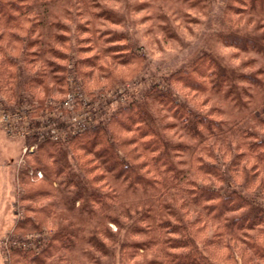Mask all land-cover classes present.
<instances>
[{
	"label": "trees",
	"instance_id": "trees-1",
	"mask_svg": "<svg viewBox=\"0 0 264 264\" xmlns=\"http://www.w3.org/2000/svg\"><path fill=\"white\" fill-rule=\"evenodd\" d=\"M49 1L0 0V51L13 44L17 49L20 44L23 59L40 62L37 73L28 76L25 84L42 82L39 78L47 76L45 69L54 67L45 55L58 54L56 42L66 48L65 43L71 45L68 24H73L74 32L92 28L94 10L101 5V0H62L57 14L62 13L65 20L53 19L52 24ZM241 1H228L224 16L241 19L249 15V20L255 18L251 15L254 7H264V0ZM253 22L252 31L245 30L230 43L242 51L260 50L264 57V18ZM50 25L54 33L45 40L44 29ZM261 29L262 35L256 33ZM27 52L32 59H27ZM132 58L141 62L140 57ZM90 66V71L95 69ZM96 71L110 73L107 65L97 66ZM228 73L204 53L187 68L170 73L168 81L174 90V84L180 83L208 98L209 91L218 86L213 77L224 81ZM259 75L264 76V70L236 77L249 82L243 95L256 87ZM174 90L151 87L139 100L120 107L107 125L78 134L67 131L64 140L44 141L35 147L30 153L33 162L47 176L58 177L63 192H49L47 198L43 187L27 188L32 214L20 219L16 230L20 234L36 231L43 223L40 216H57L63 209L74 210L80 223L70 231L53 230L52 240L39 254L11 247L12 264H224L215 258L218 247L235 248L242 264L255 260L262 264L264 207L241 189L237 178L239 173L244 177L249 161L264 174V95L258 112L243 123L239 117L225 115L223 103L214 101L203 112L179 102ZM164 130L172 134L167 136ZM66 147L77 153L75 161L82 173L71 171ZM109 224L116 229L112 231ZM74 244L79 260L71 256ZM144 252H148L146 258Z\"/></svg>",
	"mask_w": 264,
	"mask_h": 264
},
{
	"label": "rangeland",
	"instance_id": "rangeland-1",
	"mask_svg": "<svg viewBox=\"0 0 264 264\" xmlns=\"http://www.w3.org/2000/svg\"><path fill=\"white\" fill-rule=\"evenodd\" d=\"M60 1L48 3L52 24L53 19L65 20L60 16L62 13L57 14ZM228 1L230 3V0H101V5L94 10L97 16L92 28L87 32L84 28L74 32L73 24L69 23L71 45L65 43L66 48L56 42L58 54L45 55L46 61L53 60L54 67L49 71L47 66V76L39 78L40 84L24 83L41 66L39 60L23 59L20 44L17 49L12 43L14 46L0 51V264H12L11 247L39 254L52 240L53 230L70 231L73 224L80 223L74 210L63 209L56 212L57 216L46 215V219L39 215L43 223L36 231L20 234L16 230L17 222L32 214L33 204L25 193L27 188L43 187L42 190L48 192L47 198L49 192H63L60 179L47 176L33 162L30 153L39 143L64 140L67 131L78 134L96 125H107V120L120 107L133 99L139 100L151 87L174 90L168 81L169 74L187 68L204 53L214 58L221 70L229 71L230 76L224 81L213 77V83L218 86L209 91L208 98L176 83L178 91H174L178 101L203 112H207L214 101L223 103L225 115L239 117L243 123L250 122L264 95L261 88L264 76H257L256 87L248 91L250 96L242 94L249 82L236 77L252 76L256 69L264 70V57L260 50L242 51L230 42L245 30L252 31L253 20L264 18V7H254L253 19L248 20L249 15L241 19L231 15L226 18L223 12ZM262 32V29L256 31L260 35ZM44 33V39L48 40L54 27L47 26ZM5 55L11 58V63L5 61ZM134 56L140 57L141 62H133ZM27 59H32L30 53ZM90 64L95 69L90 71ZM101 65H107L110 73L97 72V66ZM199 104L202 108H198ZM48 116L52 117L51 125L58 128L56 140L46 137ZM165 132L167 136L172 134ZM66 149L71 171L78 173L77 153ZM43 161L49 164V160ZM250 163H246L247 168L243 170L247 180L241 173L237 180L241 182V189L257 198L264 207V174ZM39 171L41 176H38ZM47 198L42 200L47 201ZM74 204L78 206L79 201ZM109 226L112 231L116 229L114 224ZM72 247V258L79 260L75 244ZM234 249L218 247L215 258L224 264H242V256ZM147 254L144 252L142 257L146 258ZM260 261L264 264V260Z\"/></svg>",
	"mask_w": 264,
	"mask_h": 264
},
{
	"label": "built area",
	"instance_id": "built-area-1",
	"mask_svg": "<svg viewBox=\"0 0 264 264\" xmlns=\"http://www.w3.org/2000/svg\"><path fill=\"white\" fill-rule=\"evenodd\" d=\"M76 117H73L72 120L75 121ZM49 120V118H47ZM50 121V120H49ZM51 122H48V130L46 131V137L50 139H57L58 138V128L53 124L51 125ZM38 176H41V172H38Z\"/></svg>",
	"mask_w": 264,
	"mask_h": 264
}]
</instances>
